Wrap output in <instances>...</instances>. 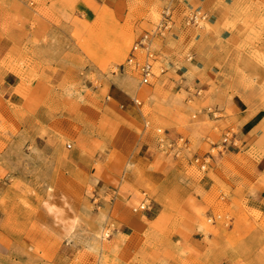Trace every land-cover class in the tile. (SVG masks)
<instances>
[{
  "label": "crops",
  "instance_id": "0c3cea01",
  "mask_svg": "<svg viewBox=\"0 0 264 264\" xmlns=\"http://www.w3.org/2000/svg\"><path fill=\"white\" fill-rule=\"evenodd\" d=\"M13 2L19 3L16 6L29 16L28 20L23 17L22 29L12 15L11 20H4L5 15L13 14L12 9L8 11ZM163 2L161 10L171 5L175 19L170 32L154 39V50L164 58V73L152 80L155 83L151 91H135L132 98L122 90L127 87L119 84L120 88L115 87L104 100L100 130L106 152L89 150V154L85 152L87 159L77 160L76 146L68 150L56 142L43 145L44 151L71 158L66 162L54 158V167H59L54 179L68 180L71 191L58 200L47 201L37 222L30 223L23 208L22 217H12V223L0 216L1 263L78 264L79 241L92 246V238H83L82 226L72 220L77 214L78 167L98 165L116 168L92 178L95 196L107 208L109 224L116 225L105 245L108 252L112 248L119 250L117 254L107 253L102 264H264V103L259 102L258 88L244 92L237 89L240 86L236 80L243 71L246 82L260 87L264 66L251 61L243 67L235 59L239 38L230 30L231 0ZM110 3L111 0H4L6 7L0 18V101L4 106L0 109V126L4 131H0V136L11 134L7 105L18 100L14 94L22 83L15 71L25 69L23 61L41 60L36 56L42 47L40 40L52 38L54 20L78 14L86 21L93 20L95 9ZM35 9L45 14L37 15ZM191 9L207 14L209 30L203 28L199 32L185 24L184 17ZM32 21L36 22L35 30L24 26ZM139 93L141 107L132 117L127 114L130 100H137ZM206 107L218 110L219 117L209 116ZM127 118H140L142 122L146 118L165 120L171 141L183 138L188 142L190 151L185 160L218 151L214 145H220L229 130H235V135L225 151L212 157L208 171L214 173V178H198L188 174L191 164L180 162L173 155L163 156L156 136L127 132L122 125ZM115 125H120L117 132L111 128ZM127 133L133 141H127ZM5 150H9L8 144L0 141V151ZM1 161L6 159L0 154V178L5 176ZM127 165L130 171L125 169ZM143 194L152 200L151 206L135 213L134 209L144 200ZM210 197L216 205L227 201L226 206L219 208L234 215L229 230L218 224L212 231L198 228L205 222L197 217V211ZM108 227L104 226V230ZM241 238L243 249L238 252L231 247L238 245ZM87 256L84 264H94L92 255Z\"/></svg>",
  "mask_w": 264,
  "mask_h": 264
},
{
  "label": "rangeland",
  "instance_id": "374dc122",
  "mask_svg": "<svg viewBox=\"0 0 264 264\" xmlns=\"http://www.w3.org/2000/svg\"><path fill=\"white\" fill-rule=\"evenodd\" d=\"M16 3L13 2L14 6L8 8V11L12 9L13 14L5 15L4 20L5 18L11 20L13 16L18 28L22 29L23 17L28 20L29 16L23 15L22 7L16 6ZM0 5L2 18L6 7L4 0H0ZM163 5V0H111L109 6L95 9L93 20L86 21L79 14L62 16L52 23L54 27L52 38L40 40L42 47L36 56L41 60H35L38 63L34 61L32 63V60L26 63L23 61L25 69L15 71L21 77L22 83L14 94L18 100L9 101L7 105L10 113L7 121L11 127V134L0 136V141L9 147V150L0 151L2 157L6 159L4 162L1 161V164H4L2 172L5 176L0 178V216L6 217L8 222L12 223V217L21 218L22 208L29 214L30 223L37 222L40 220L39 212L44 209L47 201L55 198L58 200L60 196H66L67 191H71L68 180L54 179L57 178L55 174L59 170V167H54V158L57 157L63 162L71 158L44 151L43 145L46 142L62 144L64 149L68 144L76 146L77 160L80 157L87 159L85 152L89 154V150L106 152L107 149L102 143L104 136L100 130L103 122L101 115L106 106L104 100L115 87L120 88L119 84L127 87L126 90H122L132 98L135 91H151L155 80L151 85L142 87L136 74H124L119 68L128 57L133 44L145 33L155 30L164 9L173 8L167 5L161 10ZM230 8L233 14L230 30L239 38V47L235 55L237 63L246 67L252 61L264 66V0H231ZM34 12L37 15L45 14V11L38 9ZM24 26L35 30L36 22L32 21ZM203 28L209 30L208 22L194 29L200 32ZM161 59L163 63L164 58ZM160 62L156 65L157 68L161 66ZM160 75L158 71L157 77ZM236 80L240 86L237 89L244 92L258 88L259 102L264 103V82L260 87L255 83L246 82L247 78L243 71L239 72ZM137 100L142 101L140 93ZM134 101L130 100V113H127L132 117H135L134 114L141 107ZM2 104L0 101V109L4 107ZM206 110L209 116L219 117L218 110L213 107H206ZM147 113L148 109L145 108V116ZM135 119L136 121H132L127 118L123 121L122 125L127 132L129 130L131 134L148 132L158 139L157 130L160 129L168 138L165 120L146 118V122H142L140 118ZM146 124L149 125L148 128ZM119 127L120 125H115V128L111 126L116 132ZM0 131H4L2 126ZM131 134L127 133V141H133ZM227 134L234 137L235 130L225 133L222 140ZM216 146L214 145V148ZM160 153L166 156L163 152ZM209 154L215 157L218 151L212 150ZM180 162L189 165L188 160L183 158H180ZM106 169L116 168L98 165L78 167L77 214L72 216V220L76 226H82L83 231L80 235L83 238L85 236L92 238L91 247H86L84 241H79L78 264H84L88 254L92 255L91 260L94 259V264H102V260L107 259V253L117 254L119 251L112 248L108 252L105 245V241L113 235L111 228L115 229L116 225L115 222L109 224L107 208L102 206L100 198L95 196L96 190L93 189L92 183L93 176L96 177ZM125 169L130 171L131 167L127 165ZM188 174L198 178L206 175L214 178L213 172L207 170L200 173L194 166L188 167ZM203 203L205 205L197 211V217L204 220L205 226L198 228L212 231L215 224L226 230L231 228L234 215L222 209L227 205V201L216 205L213 197H210ZM104 226L109 227L104 230ZM237 228L238 226H235V230ZM238 243L231 248L240 252L244 239H239ZM228 247L230 248L229 244ZM261 255L264 258V247Z\"/></svg>",
  "mask_w": 264,
  "mask_h": 264
},
{
  "label": "built area",
  "instance_id": "2783aa9c",
  "mask_svg": "<svg viewBox=\"0 0 264 264\" xmlns=\"http://www.w3.org/2000/svg\"><path fill=\"white\" fill-rule=\"evenodd\" d=\"M185 24L192 27H200L208 21V16L201 9H191L184 17ZM174 26V14L173 8H165L161 14V20L156 26L155 30L150 33H145L141 36L131 48L128 57L125 62L120 66L119 71L122 73H134L139 77V84L141 86H149L152 80L157 77V73L162 75L164 73V67L162 66V59L160 55L154 50V39L157 36L164 37L167 32H170ZM161 61V62H160ZM161 63L160 67H156L158 63ZM138 106L141 102L138 100L134 101ZM213 113V112H212ZM158 134V148L165 155H173L174 158L185 159L186 153L190 151L188 142L185 139H179L178 141H171L166 137L162 130H157ZM233 137L229 134L225 135L220 145H217L215 149H218V153L225 151L227 146L231 143ZM72 148L71 144L67 145V149ZM188 163L195 166L201 171H207L212 165L211 154L207 155H193L189 158ZM144 195L143 202L134 209L135 213L147 210L152 203V200L147 194ZM213 221V219H211Z\"/></svg>",
  "mask_w": 264,
  "mask_h": 264
},
{
  "label": "bare ground",
  "instance_id": "6f19581e",
  "mask_svg": "<svg viewBox=\"0 0 264 264\" xmlns=\"http://www.w3.org/2000/svg\"><path fill=\"white\" fill-rule=\"evenodd\" d=\"M133 45H134V44H133ZM132 47H133V46H132ZM50 210L53 211V210H54L53 207H51ZM56 215H57V212H56Z\"/></svg>",
  "mask_w": 264,
  "mask_h": 264
}]
</instances>
